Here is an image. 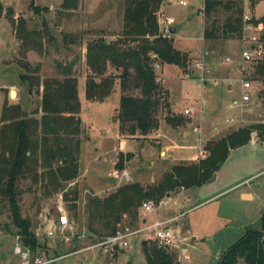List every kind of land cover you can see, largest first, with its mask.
<instances>
[{
    "label": "rangeland",
    "instance_id": "rangeland-1",
    "mask_svg": "<svg viewBox=\"0 0 264 264\" xmlns=\"http://www.w3.org/2000/svg\"><path fill=\"white\" fill-rule=\"evenodd\" d=\"M0 2L4 7L0 16V112L5 103H20L26 111L39 106L40 95L28 91L27 81L20 80L21 74H34L42 79L58 75L64 65H71V72L77 75L78 80L82 126L85 135L87 133L89 136V140L82 144L78 176L66 183L64 189L47 194L43 191L40 181L36 183L29 179L20 181L21 212L23 216L30 218L34 232L43 221L55 220L56 203L61 195L68 217L74 222L78 235L84 234L83 237L75 236L69 243L61 241L58 237L35 235L41 244L36 254L44 258L60 257L48 264H146L142 242L151 239L161 246L153 237L152 229L130 235L127 238V246L121 249L104 251L102 246L84 249L104 239L98 240L96 237L88 236L86 203L88 196L93 194L101 197L116 188L115 186L108 189L112 184L111 176L117 178L121 173L118 185L134 181L149 185L157 182L162 176L155 175L151 182L149 178L152 172L165 166L170 168L173 164L198 160L193 159L191 155L176 156L175 142H169L172 147L166 151L157 142L156 137L152 135L146 137L154 131L152 130L146 136L126 134L128 138H135L138 141L135 146L128 144L126 147L127 150H135L137 154L135 159L124 164L132 179L125 178L122 170L115 171L118 155L116 141L120 138L116 136L117 129L115 130L112 120L115 116L114 110H117L115 107L119 103L118 95L121 93L119 80H116L108 100L91 101L85 98L83 77H86L87 70L86 42L100 36L108 41L118 36L123 25L125 0H79L78 7L74 10L62 8V0H0ZM32 2L40 7H47L48 10L42 9L35 14L30 6ZM202 3L203 0H187V5L182 6L178 0H170L162 5L164 7L167 4L164 10L158 13V23L162 15L174 19L171 26L178 28L173 35L178 49L189 52L193 59L204 55L206 47L214 49V53L203 57V65L208 69L204 74L208 79L206 84L199 79L196 70L191 66L186 72L174 64H166L162 72L161 66L155 68L159 80L162 78L165 87L162 103L156 114L160 123V120L166 121L167 116L182 114L183 109L190 104H194L196 108L201 106L202 111L196 116L198 121L191 117H183L184 121L177 125L181 127L180 132L177 130L174 136L180 139L179 146L184 145L183 139L197 121L201 128L199 144L206 148L204 144L207 140L217 139L232 130L233 124L226 120L235 112L229 104L239 90L237 84L229 88L226 79L239 75L235 65L240 58L243 44L239 39L211 42L204 40L203 17L197 12ZM244 7L247 13H252L258 18L264 13V0H258L252 10L249 0H245ZM19 16L25 18L28 29L42 31L41 48L20 45L15 31ZM159 26L162 30L160 23ZM227 56L233 62H225L224 58ZM27 62L31 65L28 70L24 67V63ZM108 70H111L110 66ZM12 92H15L14 97L11 96ZM129 92L135 94L138 91L131 89ZM163 125L166 126L167 123ZM195 141L197 144L198 140L194 136L193 142ZM135 172L141 176L135 178L137 174ZM218 177L217 181L206 182L203 186H192L185 191L179 187L172 191V194L177 193V196L168 205L144 213L147 221L143 226L184 211L183 216L168 222L170 229L179 235V254L184 264H216L225 249L246 229L260 228V218L264 214V144L259 141L248 142L232 149ZM241 191L252 193L253 198L250 199V196L246 198L243 195L242 199ZM74 195L76 211L71 209ZM163 197L148 198L142 202L157 201ZM175 201L182 202V205L185 203L174 209ZM140 206L138 220L133 229L139 228L141 224ZM126 221L124 219V222L118 223L117 228L127 225ZM5 225H8L10 230L13 229L7 208H0V264H22L20 257L13 250L16 243L15 235L5 231ZM192 236L196 238L193 239ZM81 249H83L81 252L72 253ZM175 249L176 246H173L172 250ZM175 259L180 262L177 253ZM238 264L243 262L240 261Z\"/></svg>",
    "mask_w": 264,
    "mask_h": 264
},
{
    "label": "trees",
    "instance_id": "trees-1",
    "mask_svg": "<svg viewBox=\"0 0 264 264\" xmlns=\"http://www.w3.org/2000/svg\"><path fill=\"white\" fill-rule=\"evenodd\" d=\"M170 0H125L123 25L118 36L105 40L103 36L85 44V61L89 69L84 81L87 100L102 101L113 91L119 80V106L114 116L121 134L146 136L159 126L157 111L162 103L163 87L154 64H174L187 71L193 58L189 52L174 46L173 36L164 33L158 23V13ZM245 0H204L202 37L207 41L239 39L245 11ZM255 0H249L250 8ZM79 0H62L61 7L74 10ZM35 14L48 10L33 2ZM0 2V16L3 12ZM262 24V56L250 66V76L263 91L264 86V14L253 19ZM15 31L20 45L41 48V30L28 29L24 17L19 16ZM38 36V38L36 37ZM111 68L109 71L108 68ZM28 70L31 65L27 62ZM35 68V67H34ZM28 91L40 95L39 106L26 111L20 103L4 104L0 112V208H7L12 230L28 247L33 256L41 248L30 218L23 216L20 207L23 179L41 182L47 194L64 189L66 183L79 173L81 144L80 101L78 80L71 72V65H64L58 75L40 78L23 73ZM40 87L42 89L40 90ZM137 89V93L129 92ZM263 95V94H262ZM264 96V95H263ZM173 126L181 124L183 116H167ZM256 128L264 140V125H250L231 130L217 139L208 140V155L198 162L173 164L161 178L149 185L138 181L124 183L104 196L90 195L86 203L87 232L89 237L105 238L115 233L117 224L127 222L134 227L141 202L157 199L179 187L199 186L220 169L230 149L249 142L250 131ZM130 152H119L115 171L124 169ZM67 194V192H66ZM65 199H67L64 193ZM76 196L71 209L76 211ZM125 222V223H126ZM146 264H181L175 254L164 246L146 240L142 246ZM264 264V214L260 228H248L225 249L216 264Z\"/></svg>",
    "mask_w": 264,
    "mask_h": 264
},
{
    "label": "built area",
    "instance_id": "built-area-1",
    "mask_svg": "<svg viewBox=\"0 0 264 264\" xmlns=\"http://www.w3.org/2000/svg\"><path fill=\"white\" fill-rule=\"evenodd\" d=\"M178 3L184 6L187 5V0H178ZM197 12L204 18L203 3ZM253 19L256 18L244 11L242 15L243 27L239 38V40L243 44V47L240 52V58L235 65L239 75L235 78L226 79L229 84L238 85L239 92L237 96L231 99V102L229 104V107L235 110V112L226 120L230 124H233L237 127H246L257 124L264 125V96L262 95L260 88L251 79L249 71V66L255 60L259 59L263 53V46L260 39L262 32V24L260 22H254ZM159 23L162 25V30L164 31V33L169 34L168 27L174 23V19L172 17H164L159 20ZM204 56L205 55L201 54V56H199L198 58H194L190 66L194 70H196L199 79L206 83L208 79L205 78L204 74L208 71V69H206L203 65ZM224 61L230 63L233 60L227 56L224 58ZM154 67L158 69L160 67V64L156 62L154 64ZM201 111V106L196 108L194 104H190L189 106L183 109L181 116L196 119V116H198ZM191 132L197 136L198 140V143L196 144V158L198 160L205 159L208 155V151L206 148L200 146L199 144V138L201 133L199 122H196L192 125ZM257 141H260L259 133L258 130L253 127L250 131L249 142L256 143ZM124 177L128 178L129 176L125 173ZM61 198V195H59V199L56 203L57 215L55 220L48 219L47 222L43 221L41 225H39V228L35 232V235H41L47 238L58 237L61 241L69 243L75 236L83 237L84 234H81L80 236L78 235L76 226L74 222L69 219ZM171 200L172 195L169 194L168 196H164L163 198L158 199L157 201L142 202L140 209L143 212H150L155 208H160L162 206L168 205ZM44 218L46 219V217ZM175 218L176 217L169 218L166 220H156L155 222L149 225L134 229L129 225H123L117 228L115 233H113L112 235H109L99 243L86 247L84 249L92 248L95 246H102L104 251H113L121 249L127 246V238L130 235L137 234L150 229L153 230L152 235L161 246H164L166 248H172L173 246H177L179 237L170 229V227L168 226V222L174 220ZM15 240L16 243L13 247V250L14 253L20 257L22 264H48L59 258H44L41 255H35L32 257L30 249L22 244L19 235H15ZM31 257L33 258V260H31Z\"/></svg>",
    "mask_w": 264,
    "mask_h": 264
},
{
    "label": "crops",
    "instance_id": "crops-1",
    "mask_svg": "<svg viewBox=\"0 0 264 264\" xmlns=\"http://www.w3.org/2000/svg\"><path fill=\"white\" fill-rule=\"evenodd\" d=\"M257 1L258 0H255V3H254V5H253V7L251 8V10L254 8V6H255V4L257 3ZM167 5V4H166ZM165 5V6H166ZM164 6V7H165ZM164 7H161V9H160V11H163L164 10ZM163 14V13H162ZM254 18H256L252 13H250ZM264 14V13H263ZM262 14V15H263ZM162 18H164L163 17V15H162ZM259 18V17H258ZM177 30H178V28H177ZM177 32V31H176ZM171 35V34H170ZM174 35V34H173ZM173 35H171V36H173ZM173 40H174V46H175V39H174V37H173ZM175 48H177L176 46H175ZM178 49V48H177ZM180 50V49H179ZM183 51V50H182ZM214 53V49H212L211 47H208V55H210V54H213ZM204 54H205V52H204ZM193 56V55H192ZM233 62V61H232ZM166 64H164V65H161V72L163 71V68H164V66H165ZM88 72H89V69H88V67H87V70H86V75L88 74ZM72 74H73V72H72ZM74 76H77V75H75V74H73ZM84 79H85V77H83ZM160 81V83H161V85H162V87H164V84H163V80H162V78L159 80ZM207 83V82H206ZM205 83V84H206ZM232 85L233 84H228V86H229V88L230 87H232ZM262 87H264V86H262ZM165 88V87H164ZM84 90V89H83ZM84 92V91H83ZM261 93L264 95V88H263V91L261 90ZM237 96V95H236ZM78 97H79V90H78ZM110 97V95L107 97V98H105L104 100H102V101H106V100H108V98ZM235 97V96H234ZM119 98H120V94L118 95V102H119ZM233 98V97H232ZM91 101H93V100H91ZM118 106H119V103H118ZM118 106H116L115 107V109H117L118 108ZM116 111L117 110H114V113H113V116L115 115V113H116ZM181 115V114H180ZM79 117H80V114H79ZM80 120H81V118H80ZM196 120V119H195ZM198 121V120H197ZM197 121H195V122H197ZM112 123H113V126H114V128H115V130L117 129V135L116 136H118L120 139L119 140H117L116 141V143H117V150H118V153L119 152H123V153H127V152H130L131 153V156H130V158H129V160L128 161H126L125 163H129V162H131L133 159H135L136 158V156H137V154H136V152H135V150H127L126 149V147H127V145L129 144V145H131V146H135V144L136 143H138V141L134 138V139H131V138H128V136L126 135V134H121L120 133V131H119V129H118V125H117V123L114 121V120H112ZM164 123H167V125L166 126H164L163 124ZM169 126V127H168ZM181 127H179V126H177V127H174L173 125H171V124H169L167 121H165L164 120V122L162 121V120H160V123H159V126H158V128L155 130L154 129V131H152L150 134H148L146 137H148L149 135H152V137H156V139H157V142L158 143H160L161 144V146H162V148H164V149H166V151H168L169 149H170V147H172V145L169 143V142H175V146H177V150H176V156H189V155H191V157L194 159H196V156H197V146H196V141L195 142H193V138H194V136H195V138H197L196 137V135L194 134V133H192L191 132V129L188 131V134H187V136H186V138L185 139H183L184 140V145H181V146H179L178 145V139L179 138H175V136H174V134H176L175 132L178 130V132H180L179 131V129H180ZM231 128H232V130H234V129H238L239 127H237V126H235V125H233V126H231ZM215 130H216V127L214 128ZM226 129H228V128H226ZM85 136V137H84ZM80 137H81V144H80V154H79V162L81 161V153H82V144H83V142L84 141H88L89 140V136L87 135V133H86V135H85V129H84V127L82 126V122H81V135H80ZM177 140V141H176ZM180 140V139H179ZM209 140H212V139H209ZM208 141V140H207ZM207 141H206V143H207ZM206 143L204 144V145H206ZM259 143H263L264 144V140H261L260 139V141H259ZM237 148V147H236ZM233 149H235V148H233ZM232 149H230V151H231ZM230 151H229V154H230ZM229 156V155H228ZM228 158V157H227ZM198 161H200V160H195V162H198ZM151 163H152V161H151ZM224 164V163H223ZM222 164V165H223ZM222 167V166H221ZM221 167H220V169H221ZM169 169V167L168 166H165V167H163L161 170H157L156 172H152V174L150 175V178H149V180L152 182L154 179V176L156 175H160V174H163L164 173V171H166V170H168ZM220 169L219 170H217L213 175L215 176V178L214 179H212L211 181H208V179L212 176H210L207 180H206V182L207 183H212V182H214V181H217L218 179H219V171H220ZM121 172H124V173H126L127 172V169L126 168H124ZM135 173H137V172H135ZM131 179H132V176H131V174L129 173V172H127L126 173ZM133 175V174H132ZM121 173H120V175L116 178V177H114V175L113 176H111L112 178H111V183H109V184H111V186L108 188V189H110L111 187H118L119 185H118V183H119V181L121 180ZM139 176H141L140 175V173H137L134 177L136 178V177H139ZM145 177H147L146 175H145ZM136 180H138V179H136ZM148 181V180H147ZM205 182V183H206ZM205 183H203L202 184V186L205 184ZM118 185V186H117ZM182 189H183V191H185L186 190V188H183V187H181ZM190 188V187H189ZM107 189V190H108ZM113 191V190H112ZM172 195V199H176V196H177V193H174V195L172 194V191H170V192H168L165 196H168V195ZM240 195H241V197H242V199H244V197H243V195L246 197V198H248L249 196H250V199H252L253 198V195H252V193H250V192H247V191H241L240 192ZM186 199V198H185ZM245 200H248V199H245ZM185 203V202H184ZM184 203H183V205H184ZM182 205V202H180V201H175V202H173V208L174 209H178V208H180L181 206H183ZM138 213H139V211H138ZM144 213L145 212H143L142 210H141V212H140V215H142V218H141V224H140V227H142L144 224H145V222L147 221V219L145 218V215H144ZM183 214H184V211H182V212H179L178 214H175V215H173V216H171V217H169V218H173V217H176L175 219H177L178 217H180V216H183ZM169 218H167V219H169ZM174 219V220H175ZM166 220V219H165ZM179 234V233H178ZM243 235V234H242ZM241 235V236H242ZM179 236V235H178ZM192 238L193 239H195L196 237L195 236H192ZM148 240H151V239H148ZM145 243V240L142 242V246H143V244ZM231 245V244H230ZM229 245V246H230ZM179 245L177 244V246H176V249H175V251H173L172 250V248H170V250L175 254V253H177V257H178V260L181 262V263H183L182 262V257L180 256V254H179ZM227 249V248H226ZM82 250H77V251H74V252H72V253H77V252H81ZM220 256V255H219ZM60 258V257H59ZM62 258V257H61ZM184 264V263H183Z\"/></svg>",
    "mask_w": 264,
    "mask_h": 264
},
{
    "label": "water",
    "instance_id": "water-1",
    "mask_svg": "<svg viewBox=\"0 0 264 264\" xmlns=\"http://www.w3.org/2000/svg\"><path fill=\"white\" fill-rule=\"evenodd\" d=\"M176 31H177V27H174V26H169L168 27V33L169 34H171V35H173V34H175L176 33ZM204 51H205V56H208V47H206L205 49H204ZM215 178V176L214 175H212L209 179H208V181H211L212 179H214Z\"/></svg>",
    "mask_w": 264,
    "mask_h": 264
},
{
    "label": "bare ground",
    "instance_id": "bare-ground-1",
    "mask_svg": "<svg viewBox=\"0 0 264 264\" xmlns=\"http://www.w3.org/2000/svg\"><path fill=\"white\" fill-rule=\"evenodd\" d=\"M14 95H15V92H12L11 96L14 97Z\"/></svg>",
    "mask_w": 264,
    "mask_h": 264
}]
</instances>
